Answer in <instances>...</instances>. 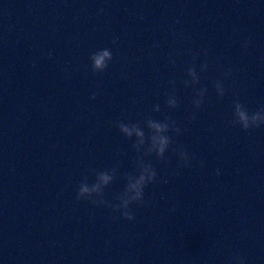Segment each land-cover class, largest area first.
Instances as JSON below:
<instances>
[{
  "label": "water",
  "instance_id": "1",
  "mask_svg": "<svg viewBox=\"0 0 264 264\" xmlns=\"http://www.w3.org/2000/svg\"><path fill=\"white\" fill-rule=\"evenodd\" d=\"M166 117L181 133L146 156ZM262 120L264 0H0V264H264ZM145 163L156 181L114 220Z\"/></svg>",
  "mask_w": 264,
  "mask_h": 264
},
{
  "label": "clouds",
  "instance_id": "2",
  "mask_svg": "<svg viewBox=\"0 0 264 264\" xmlns=\"http://www.w3.org/2000/svg\"><path fill=\"white\" fill-rule=\"evenodd\" d=\"M113 44L116 43L115 40L112 42ZM92 61V71L94 73H102L104 72L108 64L105 62L106 59L111 61L112 60V53L108 49H103L102 51H97L93 53L90 57ZM174 63V61H173ZM207 69V64L205 63L202 67L201 70L204 71ZM187 75H192L195 77L196 75V70L193 66H190L187 69ZM227 76V73L225 74ZM174 85V81H170ZM185 86H188L189 83L187 80L183 82ZM199 83V79L196 78L193 80L192 85H196ZM220 87V82L217 81L215 84V88ZM205 94V90L201 89L196 93V96L199 95V99H194L193 104L196 109H199L203 97ZM223 91L220 92L218 97H223ZM174 96V95H173ZM92 99H95V93L91 97ZM166 104L169 108H176L178 106V101L176 98L174 99H168L166 101ZM156 111H159V105L156 106ZM258 113L254 116V119L258 117ZM236 118V114L234 113V120ZM239 118L240 120H246L247 116L244 112L239 113ZM189 119L194 120L195 115H190ZM261 124H264V120H262L260 123H256L254 127H259ZM145 127L149 130L150 135L148 136V145L146 147V156H149L150 154L155 153V155L163 159L165 152L169 149V147L172 145L173 141L172 138L167 135V133L171 130L172 132L176 133L179 135L181 133V130L175 126V122L171 121L169 118H165L163 122L153 120L151 118H147L144 121ZM119 128V131L124 135L126 138L130 139L131 138V131L130 129H135L136 130V135L139 137H143V140L141 143L145 144V132L141 128L140 124H125V123H117L116 125ZM251 126L248 123H244L242 125L243 130H248ZM176 151L179 154L180 160H181V167L187 166L189 162V157L188 154L182 149V147H177ZM194 159V157H193ZM100 178L103 180V182L107 185L112 179V176H109L106 172H101L99 173ZM157 173L156 170L152 167L150 163H145L143 166L138 167V175H130L128 176L127 179V184H126V189L128 187H131L135 189V197L131 201H125L123 204V210L121 208V205L116 203L114 205H108L109 207L112 208L113 212H120L121 217H114L113 219H118V218H123L125 220L131 221L134 219L133 214L129 210V206L131 204L137 203V204H142L143 203V197H144V189L149 185L152 184L156 181ZM86 179V178H85ZM129 181H131L129 183ZM89 191L87 185L83 182L80 183L78 193H77V200H82L83 194L87 193ZM94 205L96 204L95 201H91ZM239 264H243V260L241 258H238Z\"/></svg>",
  "mask_w": 264,
  "mask_h": 264
}]
</instances>
